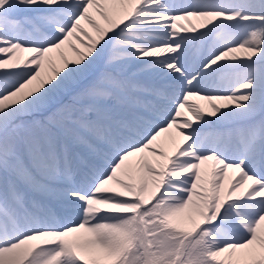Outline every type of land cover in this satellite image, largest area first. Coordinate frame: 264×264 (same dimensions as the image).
Here are the masks:
<instances>
[{"label":"snow or ice","instance_id":"obj_1","mask_svg":"<svg viewBox=\"0 0 264 264\" xmlns=\"http://www.w3.org/2000/svg\"><path fill=\"white\" fill-rule=\"evenodd\" d=\"M0 264H264V0H0Z\"/></svg>","mask_w":264,"mask_h":264},{"label":"bare ground","instance_id":"obj_2","mask_svg":"<svg viewBox=\"0 0 264 264\" xmlns=\"http://www.w3.org/2000/svg\"><path fill=\"white\" fill-rule=\"evenodd\" d=\"M199 103H203V102H199Z\"/></svg>","mask_w":264,"mask_h":264}]
</instances>
